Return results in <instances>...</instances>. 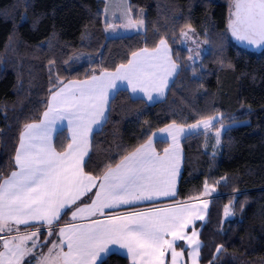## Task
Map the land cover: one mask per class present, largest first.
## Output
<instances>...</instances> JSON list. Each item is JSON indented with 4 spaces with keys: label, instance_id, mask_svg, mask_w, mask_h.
<instances>
[{
    "label": "trees",
    "instance_id": "16d2710c",
    "mask_svg": "<svg viewBox=\"0 0 264 264\" xmlns=\"http://www.w3.org/2000/svg\"><path fill=\"white\" fill-rule=\"evenodd\" d=\"M106 3L0 0V175L6 178L14 170L20 133L25 124L41 120L57 76L67 82L113 71L132 52L152 50L165 38L180 67L166 98L150 104L129 90L116 93L107 121L93 135L92 164L85 171L101 176L105 165L114 167L122 153L144 143L146 133L173 123L190 126L216 115L223 123L248 121L227 129L219 154L211 149L209 131L184 137L178 192L166 203L199 199L205 184L215 186L207 220L197 224L201 263L264 264V51L252 53L231 41L230 0H130L134 18H143L146 28L114 38L105 33ZM189 26L209 44L196 66L181 46L180 33ZM68 142V131H59L56 149ZM156 145L162 153L169 142ZM230 205L234 216L225 221ZM69 216L63 215L61 223ZM220 245L223 250L216 253ZM106 260L131 264L117 252Z\"/></svg>",
    "mask_w": 264,
    "mask_h": 264
},
{
    "label": "snow or ice",
    "instance_id": "6c2138e0",
    "mask_svg": "<svg viewBox=\"0 0 264 264\" xmlns=\"http://www.w3.org/2000/svg\"><path fill=\"white\" fill-rule=\"evenodd\" d=\"M129 13L130 9L123 14V27L141 29L143 19L133 20ZM106 29L115 31V25L109 23ZM227 31L237 41L264 46V0H230ZM194 34L189 26L180 37L189 40ZM170 38L175 42V37ZM198 57L197 52L189 60L195 62ZM177 68L168 40L161 38L152 50L145 47L132 52L127 63L114 71L93 72L79 82H65L57 76L41 120L25 124L20 133L12 157L14 170L6 178L0 175V264H107V256L116 249L123 250L131 264H166V260L178 264L177 257L184 252L177 251V242L185 240L192 246V264H197L198 234L193 230L186 235V230L194 227V220H204L200 213L207 208L206 201L200 209L195 204H177L116 214L122 206L177 195L182 126L173 123L149 131L144 143L122 153L114 167L105 165L101 176L85 171L92 164L93 127L107 121L110 94L121 90L117 82L138 99L153 102V93L164 95ZM65 121L70 142L57 151L52 133ZM214 122L223 127L221 116L216 115L198 120L189 131L208 130ZM219 135L217 131V143ZM169 137L171 146L158 153L154 138L166 143ZM208 193L205 184L201 195ZM69 212L70 221L59 226L62 215ZM41 227L45 228L43 241ZM222 250L220 245L216 253Z\"/></svg>",
    "mask_w": 264,
    "mask_h": 264
},
{
    "label": "crops",
    "instance_id": "0c3cea01",
    "mask_svg": "<svg viewBox=\"0 0 264 264\" xmlns=\"http://www.w3.org/2000/svg\"><path fill=\"white\" fill-rule=\"evenodd\" d=\"M106 9H107V3H106V8H105V10H106ZM105 14H106V11H105ZM105 30H106V27H105ZM105 33H106V32H105ZM114 37H120V36H110L109 38H114ZM169 47H170V45H169ZM170 48H171V47H170ZM171 50H172V49H171ZM172 57H173V53H172ZM173 60H174V58H173ZM174 61H175V60H174ZM177 65H178V64H177ZM179 70H180V67H179V65H178V68H177L176 73H174L173 76L169 78V81H168V87L165 89V93H164V95H163L162 97H159V96H157L156 93H153V96H154V98H155L153 102H148V101L146 100V97H145L144 99H145L148 103H150V104H154V103H156V102H158V101L163 100L164 98H166L167 93H168V91H169V88H170L171 84L173 83V81L175 80V78L177 77V75H178V73H179ZM113 71H114V70H113ZM110 72H111V71H110ZM73 81H77V82H79V81H83V80H73ZM117 83H118L120 89H124V88H125V85H124L122 82H119V81H118ZM128 90L130 91V89H128ZM116 93H117V92L113 91V92L110 94V97H109V108H110L111 100H112L113 97L116 95ZM130 93H131V91H130ZM131 95H132L133 97H136V98H137L136 95H133L132 93H131ZM139 95L142 96L143 94L141 93V94H139ZM108 114H109V110L105 113V115L107 116V118H108ZM35 123H39V121H38V122H35ZM104 124H105V122H102L101 125H98V126H94V127H93V132L91 133V136H90L91 149H92V139H93V135H94V133L97 132L98 130H100V129L104 126ZM176 125H177V124H176ZM177 126H181V125H177ZM166 127H167V126H166ZM182 127L185 129V132H184L183 135H181V136L179 137V148H180L181 159H180V170H179V175L177 176V179H176V193L178 192L179 182H180L181 175H182V171H183V168H184L185 154H184V150H183V146H182V140H183V138L186 137L187 135H190V134H192V133H194V132H197V131L203 129V128H200V129H197V130H191V131H188V132H187V129L189 128V126H182ZM164 128H165V127H164ZM61 130H67L68 133H69V137H70V135H71L70 130H68V128H67V122H66V121H65V122H62V123H60V124H58V125L56 126V130L53 131V133H52V140H53V144H54V146H55V139H56V136H57L58 132L61 131ZM158 141H160L159 138H154V147H155L156 151H157L158 153H160V152L157 150V145H156ZM168 142H169V145H168V147H166V148H169V147L171 146V138H170V137H169V139H168ZM55 147H56V146H55ZM57 151H58V150H57ZM90 153H91V151H90ZM90 153H89V155H90ZM160 154H163V152L160 153ZM93 191H96V189H93ZM214 194H215V193H214ZM214 194H212V193H208L207 195H203V196H202L201 198H199V199L191 200V201H186V202H178V203H177V202H176V203H166V202H168L169 200H171V199H173V198H175V197H161V198H159L158 200H156L155 202H141V203H138V204L133 205V206H122L121 208H119V209L116 210V214L122 215V214H125V213H127V212L145 211V210H149V209H152V208H165V207H172V206H176L177 204H195L196 207H197V209H200V208H202V203H203L204 201H206L208 206H207L206 209H203V210L201 211V213H200L201 215L204 216V220H194V221H193V225H194V227H193V226H190V227L186 230V235H191V232H192L193 230H195V231L197 232V234H198L197 239L199 240L201 247H200V250H199V255H198V257H197V264H202V263H201V249H202V245H203V243H202L201 238H200V229L197 227V224H198V223H205V222H206L207 217H208V213H209V209H210V205H211V198H212V196H213ZM85 198H87V197H84V199H85ZM62 216H63V215H62ZM61 218H62V217H61ZM69 221H70V216H69V219H68L67 222H65V223H61V221H60L59 226H64V225L67 224ZM76 222H77V223H80L81 221H76ZM21 228L23 229V226H21ZM28 230H29V231H34L35 229H34V228H30V229H28ZM40 232H41L40 240L43 241V240L45 239V235H44L45 230H44V227H41V228H40ZM169 238H170V237H169ZM182 245H183V246H182ZM191 247H192V246H190L186 240H185V241H178V242H177V251H178V252H179V251H183V252H184V255H183L182 257H177L178 264H192V259H191V256H190ZM46 250H47V249L45 248L44 251H46ZM65 250H66V249H65ZM114 252L120 253V254L124 255L125 257H127V256L125 255V253H124L123 250L116 249ZM127 258H129V257H127ZM129 259H130V258H129ZM130 261H131V259H130ZM98 264H99V262H98ZM166 264H170V261H169V260H166Z\"/></svg>",
    "mask_w": 264,
    "mask_h": 264
},
{
    "label": "rangeland",
    "instance_id": "374dc122",
    "mask_svg": "<svg viewBox=\"0 0 264 264\" xmlns=\"http://www.w3.org/2000/svg\"><path fill=\"white\" fill-rule=\"evenodd\" d=\"M128 9H130L129 14L133 18V20H136L134 18L132 11H131L130 0H107V9H106L104 21L106 24L111 23V24L115 25V31H113L111 29L105 30L106 36L108 38L110 36L132 35L134 33L142 32L145 30L146 23H145V20L143 18H141V19H143L144 25L139 30H137L135 28H124L123 27V24L125 22V20L123 18V14ZM191 29H194V28H191ZM227 29H228V23H227ZM188 30L189 29H187L186 31H188ZM194 30H195V34L191 35V38L189 40H182L181 41V46L186 48L190 52V55L194 56L197 52L199 53V57L195 60V62L190 60V63L192 66L199 65L202 62L204 56L209 51L208 42L199 35V33L197 32L196 29H194ZM228 35H229V38L231 39V41L233 43H235L239 48L245 49L249 52L256 53V54L262 53L264 51V46L257 47L255 45H250L247 42L237 41L234 37L231 36L230 31H228ZM221 118H222V116H221ZM247 122L248 121H236L232 124L223 123V127H221V125L219 124L216 129L211 130V129H213V127H215L217 125L214 122V125L210 129H208V130L202 129V130H199V131L194 132V133H198L200 131H209V134H210L209 139H211V142H210L211 149L212 148H213V150L215 149L214 153L219 154L222 151V137H223L224 133L227 131V129L230 128L231 126L242 125V124H245ZM193 130H197V129H193ZM188 131H189V128L187 129V132ZM217 131H219V133H220L219 143H217V136H216ZM207 185L209 186V193H212V194L215 193L216 194V187L213 185H209V184H207ZM227 209L229 211V214L225 215V221L231 219L234 216L233 211H232V206L231 205L228 206Z\"/></svg>",
    "mask_w": 264,
    "mask_h": 264
}]
</instances>
